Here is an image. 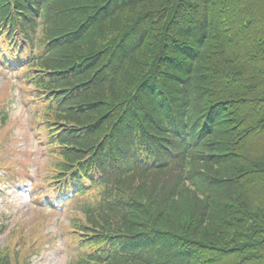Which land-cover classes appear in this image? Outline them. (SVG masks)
<instances>
[{"label": "trees", "instance_id": "16d2710c", "mask_svg": "<svg viewBox=\"0 0 264 264\" xmlns=\"http://www.w3.org/2000/svg\"><path fill=\"white\" fill-rule=\"evenodd\" d=\"M0 51L44 97L42 184L77 185L72 264H264V0H0Z\"/></svg>", "mask_w": 264, "mask_h": 264}, {"label": "rangeland", "instance_id": "374dc122", "mask_svg": "<svg viewBox=\"0 0 264 264\" xmlns=\"http://www.w3.org/2000/svg\"><path fill=\"white\" fill-rule=\"evenodd\" d=\"M26 82L21 73L0 66V108L9 113L7 122L0 127V160L14 167L18 177L11 180L7 193L0 197V225H7L0 231V246L8 238L16 245V232L24 233L25 242L35 238L40 248L33 253L30 264H72L77 249L69 233L68 218L77 205L67 199L60 202L57 193L46 194L47 184H41L53 156L46 153L42 134L33 130L39 102L35 98L30 101L33 92ZM42 165L47 166L44 171ZM10 178L14 175H7L6 179ZM34 182L38 183L37 197L30 194ZM47 200L51 206L46 205Z\"/></svg>", "mask_w": 264, "mask_h": 264}]
</instances>
